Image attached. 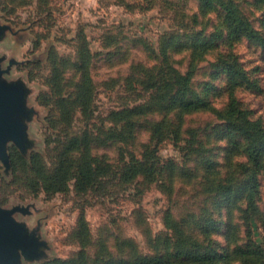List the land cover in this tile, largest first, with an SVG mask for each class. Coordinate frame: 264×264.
Wrapping results in <instances>:
<instances>
[{"label": "rangeland", "instance_id": "rangeland-1", "mask_svg": "<svg viewBox=\"0 0 264 264\" xmlns=\"http://www.w3.org/2000/svg\"><path fill=\"white\" fill-rule=\"evenodd\" d=\"M221 1L0 0V66L27 91L0 205L28 207L15 218L41 243L20 264H264V156L250 161L227 118L234 103V119L264 131V47L230 36ZM225 1L264 34V0ZM67 155L108 171L87 189L75 171L45 189ZM132 158L147 167L128 179Z\"/></svg>", "mask_w": 264, "mask_h": 264}, {"label": "trees", "instance_id": "trees-1", "mask_svg": "<svg viewBox=\"0 0 264 264\" xmlns=\"http://www.w3.org/2000/svg\"><path fill=\"white\" fill-rule=\"evenodd\" d=\"M221 5L225 9V17L224 22L226 24L227 29L229 30V34L232 37H237L239 35H245L252 39L253 41L259 43L264 47V34L258 31L245 17H243L236 7L232 4H229L227 1L222 0ZM86 63L82 62L80 64V70L85 71ZM231 72L233 75H239L241 77H245L244 73L239 72L234 67L231 68ZM186 85L189 82V78L183 77L180 74H177V79L174 80V85ZM84 94V93H83ZM82 94V95H83ZM179 93H176L172 99H176ZM231 110L229 112L228 122L231 129L238 131L246 136L248 139V147L247 152L249 155L250 161L256 166H260L262 163V157L264 156V131L258 127L256 122H253L249 119H244V122H239L236 118L234 119V103L231 105ZM135 159V158H134ZM92 157L85 158L82 161L81 165L74 166L72 164V159L70 156H63L57 168L48 174L43 175V183L44 187L47 190H63L67 182L69 181L71 174L73 171L76 172L77 182L81 183V187L87 189L91 183L97 182L100 176H104L107 173V168ZM140 166L142 168L147 167V163L145 161H138L137 163H133V158L131 161L126 163V167L124 168L123 176L125 178H133L135 175L140 173ZM77 169V170H76ZM252 176H250L248 182V188L250 192L248 193L247 200H248V207L247 211L250 210L254 206V198L253 192L256 186V182H252L256 179L255 177V168L253 169ZM83 183V185H82ZM186 253L184 250H181L178 254L181 255ZM251 261V260H250ZM174 260L167 256H140L135 258L132 261H126L120 264H173ZM47 264H79L77 261L74 260H63V259H56L51 261Z\"/></svg>", "mask_w": 264, "mask_h": 264}, {"label": "water", "instance_id": "water-1", "mask_svg": "<svg viewBox=\"0 0 264 264\" xmlns=\"http://www.w3.org/2000/svg\"><path fill=\"white\" fill-rule=\"evenodd\" d=\"M2 26H0L1 35ZM12 64V62H11ZM9 68L0 66V159L8 161L7 143L11 140L19 146L25 139L24 118L26 88L20 81H8L4 74ZM30 213L28 207L4 208L0 205V264H20L22 256L32 258L41 246L35 231H29L25 223L18 221L15 214Z\"/></svg>", "mask_w": 264, "mask_h": 264}]
</instances>
